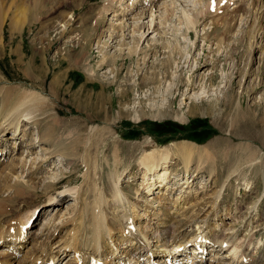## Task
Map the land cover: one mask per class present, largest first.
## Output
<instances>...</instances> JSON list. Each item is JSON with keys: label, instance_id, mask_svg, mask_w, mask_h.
Masks as SVG:
<instances>
[{"label": "rangeland", "instance_id": "374dc122", "mask_svg": "<svg viewBox=\"0 0 264 264\" xmlns=\"http://www.w3.org/2000/svg\"><path fill=\"white\" fill-rule=\"evenodd\" d=\"M259 1L264 2L223 0L221 10L218 8L216 13H212L210 4L213 0H4L6 9L12 3L13 9L22 6L30 10L25 19L29 22L20 31L13 32L10 26L15 13H8L5 23L0 18L3 37L0 87L4 86V81L7 86L15 85L25 90H29L33 84L41 87L48 104V115L37 125L29 123L24 127L25 123L22 122L23 126L18 132L13 133V129H8V133L5 131L8 148L0 154V169L14 161L19 179L12 178L11 182L17 180L26 186L21 187L23 193L19 196V203L15 199L8 200L13 196L9 192L0 194V204L9 206L10 202L14 209L6 214L0 205V220L4 221L5 226L15 224L20 217L21 221L28 220L24 225L23 243L19 241L7 249L5 244L2 245L3 239H0V259L9 257L12 264H32V257L51 250L57 254L52 264L80 263V257L72 247V219L78 205L76 194L71 189L76 191L84 184L85 167L78 157L62 151L74 137L82 141L91 127L102 129L107 126L110 129L106 128L100 133L102 142L99 141V145L91 151L98 158L91 178L99 187L104 184L105 197L113 201L108 182L112 167L102 159L104 156L110 158L114 145L118 146L124 163L118 169L119 185L130 202L138 206L140 219L134 223V227L148 234L153 251L170 255L169 264H264V170L259 165L264 161V33L260 34V29L256 39L250 40L249 37V32L252 33L257 24L256 20L252 26L257 13L253 6L258 5ZM131 2L134 4L131 5ZM110 5L113 7L109 8ZM205 6H209L211 11L200 19L199 11H203ZM237 7L240 9L230 21V33L223 38L222 44H217L214 37L221 35V22L230 20V14L233 15ZM105 8L109 10L105 11ZM241 8L245 11L242 12ZM140 11L145 13L140 23H144L146 28L144 37L138 42V49L144 52L131 55L128 49L135 47L136 38H139L138 33L132 32V19ZM183 12L190 17L198 14L199 21L190 29V35L183 22ZM101 13L105 19L101 18ZM150 21L151 26L147 30ZM123 23L125 28H122ZM260 23L264 30V19ZM82 31L86 36L81 37ZM185 32L189 35L188 41L193 44L182 40ZM156 40L159 47L149 49V45ZM176 40H180V46L185 47L182 53H179V49L173 50ZM219 44L221 46L218 48ZM191 45L193 47L188 56L186 50ZM103 56L106 63L100 66ZM110 57L115 59L111 63ZM192 58L202 59L208 64L194 77L191 76L194 89L184 96H181L184 88L179 93H170L169 90L175 88L179 79L186 82L190 77L188 67L196 65ZM216 59V68H212ZM166 60L169 67L162 78L159 68ZM239 70L250 73L244 78L239 75ZM153 72L157 75L158 83L135 87L143 79L150 78ZM206 75L212 77L211 82L206 81ZM54 80L57 90L52 94ZM256 84L260 86L253 89ZM123 90H127L128 96L120 102L118 93ZM228 91L234 95L235 101L241 98L244 114L247 110L252 114V118L246 115L233 127H230L227 116L228 108L223 105L224 97L230 96ZM100 94L106 98V102L110 100L104 103L107 110L111 107L107 116H94L93 110H87L83 105L78 108L79 103L84 104L86 99L95 101ZM171 99L173 103L169 106ZM190 102L197 105L192 116L179 120ZM120 109L125 113L119 115ZM137 114L138 120L134 119ZM54 117L59 121L57 135L52 141L43 142L41 138L49 133V123ZM196 120L199 122L195 123L197 126H206L203 131L208 136L200 142L189 139L191 123ZM157 124H163L162 129H169L172 133L159 134L155 129ZM245 128L246 133L256 136L255 140H245L240 135ZM108 131L111 133L108 134ZM181 141L208 149L212 146L216 151L213 153L215 158L204 164L198 163L196 157L191 159L187 175L193 182L187 188V185L178 184L177 181L186 176L184 163L174 159V154L169 152L173 154V164L169 168L171 180L165 183H168L169 191L165 196L157 193V190L149 195V179L138 163L141 154L146 150L164 152V148L171 151L172 144ZM226 143L230 147L248 144L251 151H257L258 158L250 167L243 166L228 182H224L226 175L240 156L232 150L230 153L233 154L226 161L222 159L219 150H227L223 147ZM10 149H14L12 154ZM80 150L81 147H78V152ZM211 169L214 170L212 174ZM221 186L224 187L221 189ZM219 191L220 195L214 201L216 216L208 217L204 227L197 229L198 225L191 222L194 219L201 221ZM183 196L187 199L184 214L180 217L171 207L176 198L182 199ZM113 207L110 206V211ZM241 215L244 219H241ZM108 217L111 219V215ZM161 222L164 225H160ZM205 226H208L205 233H201ZM112 227L116 235L121 233L118 223L115 222ZM156 230L160 233L158 238ZM193 230L199 239L196 244L189 241ZM207 231L211 233L204 238L202 235H207ZM182 234H186L188 241L175 247L173 238H180ZM221 240H224L223 243ZM112 244L106 245L118 252L127 249L125 254L106 252L97 260L105 264H123L129 259V242L117 247ZM83 251L79 253H88L87 257H93L89 250L84 248ZM122 254L125 258L121 257ZM137 257L139 255L134 259ZM145 259L144 256L140 257L136 264H147Z\"/></svg>", "mask_w": 264, "mask_h": 264}, {"label": "bare ground", "instance_id": "6f19581e", "mask_svg": "<svg viewBox=\"0 0 264 264\" xmlns=\"http://www.w3.org/2000/svg\"><path fill=\"white\" fill-rule=\"evenodd\" d=\"M72 1H74V0H72ZM117 1H119V0H117ZM222 3H223V0H213L212 4H210L212 13H216L218 8H220V6L222 5ZM133 4L134 3L131 2V5H133ZM162 4H164V3H162ZM255 6H253V10L257 11V13L254 16L252 26L255 24L256 20H257V24L255 25L254 30H252L253 28H251L252 33H250L249 30H247L249 32V34H251L250 36L247 35L250 37V40L257 37L260 29H262L260 34L264 33L263 26L260 23L262 21V19H264V2L261 3V1H259L258 5L256 4ZM112 7L110 5L109 8H112ZM130 7H132V6H130ZM239 7H237L235 9L233 15L230 14V16H229L230 20H223L221 22V25H222V28L220 27L221 28V31H220L221 35L218 34L217 36L214 37L217 44L221 43L223 41V38L227 37L226 35L228 34V32L230 33V30H231L230 21L232 19H234L235 13H237L238 9H240ZM205 8H206V6L204 7V9ZM209 8L210 7L208 6L206 8V10L203 9V11L202 10L199 11V14L201 15L200 19H201V17H203V15L205 16L207 13H210V12H208V11H211V10H209ZM243 9H244V7H243ZM29 10H30L29 8L22 7V6H18L15 9H13L12 3L6 9L5 5H4V0H0V18H1V21L4 20V23H5V19H7L6 15L8 13H11V12H12V14L15 13V15L12 16V18H13L12 23L10 24V26H12V28H13V30H12L13 32L20 31L25 26V24L27 25V23L29 21H26L25 19H26V15L29 12ZM107 10H109V9L105 8V11H107ZM220 10H221V8H220ZM105 11H104V13H105ZM244 11L245 10H243L242 12H244ZM150 12H151L150 17L152 18L153 17L152 8H151ZM101 15H102L101 18L105 19V15L102 13H101ZM144 15H145V13H143V11H140L133 16L134 17L132 19L133 23L131 25L132 32H133V34L138 33L139 38H136V44L137 45L135 47H130L128 49V54L139 55L140 52L141 53L144 52V50L138 49V42L144 37V29L146 28V25L144 23H140V20L142 19V17ZM183 15H185L184 16L185 20L183 22L186 26V31L188 32L190 29H193L195 24L199 21L198 20V14H195V16L190 17V16H188V14H184V12H183ZM0 24H2V22ZM123 24H124V26L122 28H125L126 25H125V23H123ZM149 24L150 25H147V30L150 29L151 21ZM232 29H234V28H232ZM187 32H185L186 36L183 35V37H182V40H184V42L188 41V36L191 34V30L188 33L189 35H187ZM214 32H212V34H214ZM81 34H82L81 37L86 36L85 31L84 32L82 31ZM158 42L159 41L156 40L155 43L149 45V49L156 50L159 47ZM190 42L191 41H188V44ZM191 43L193 44V42H191ZM242 43H243V41H242ZM168 44H171V42ZM221 44L217 45V47L221 46ZM252 44H254V42ZM2 45H3V37L0 33V49H1ZM180 45H181V41L176 40L175 46L173 47V50L179 49L178 50L179 53H182V50L185 51V47H181ZM252 46L250 48H252ZM192 47H193V45H191L190 48H189V46L187 47V48H189L188 49L189 51L186 50L188 56L191 54ZM105 59L106 58L103 56V59L101 60L100 66H102V65H104V63H106ZM113 60H115V59L111 58L109 63H111ZM194 61L196 64V65L194 64L195 68L193 66L188 67V68H190V69H188V73L190 74V77L186 80V82L180 81V79H179L175 88L173 90H169L170 93H173V94L179 93L180 90L182 88H184L185 89L184 93L181 95V96H184L188 92H190L191 90L194 89L195 83L191 79V76L194 77L196 75V73H198L197 71L201 70L202 67L208 65V64H206V61L203 62L202 59H198V58L195 59L194 58L193 62ZM216 61H217V59L215 61H213L212 68L213 67L216 68V66H215ZM167 66H168V60H166V62H162V64L160 65L159 71H161L162 78H164L166 76ZM176 68H178V67H176ZM249 73L250 72L248 70H247V72L246 71L240 72V70H239V75L241 74V77L243 76L244 78L246 76H248ZM150 75H151L150 78L143 79L140 83L135 85V87L139 88V87L144 86L146 84H154V83L159 82L155 72L151 73ZM210 75L213 76L212 74H210ZM210 75L209 76L206 75L207 76L206 81H208V82L212 81V77ZM203 79H204V76H203ZM5 83H6V81H4V86L0 87V154L1 155L3 153V150H5V148H8L6 146L7 138L5 136L6 135L5 131H7L8 129L9 130L13 129L12 132L14 133L18 129L20 130L21 126H23L22 122L25 123L24 127H26V125L29 123H33V124L37 125L42 120H45V118L48 115L47 114L48 113L47 108H46L48 106V104L46 103L47 101L45 100V97L43 96L44 89H42L41 87L38 88L35 84H33L30 86L29 90H27V89L25 90V89H22V88L15 86V85L7 86V84L5 85ZM237 83L239 84V82H237ZM258 86H260V84H256L252 88L254 89L255 87L257 88ZM55 90H57V84H56V81L54 80V83L52 84V87H51V93L54 94ZM229 93H230V96L224 97L223 105L228 108L227 116H229L230 127H233V125H235V123H238L240 121V119H242L246 115H249L251 117L252 114H250L248 112V110L245 111L246 113L244 114V111L242 108L241 98H238L235 101L234 95H231V92H229ZM118 94H119L118 97L120 99V102L122 100H125L128 96L127 90L126 91L123 90L122 92H120ZM105 100H106V98L102 97L100 94L98 96V99L95 101H90L89 99H86L85 102H83L84 104L79 103L78 108L81 107V105H83L82 107H85L87 110H90V111L93 110L92 115H94V116H99V115L107 116L110 112L111 107H109L108 110L105 108L104 103L107 104L110 102V100L108 102H106ZM139 103H142V101H140ZM172 103H173V100L171 99L168 103L169 106L172 105ZM196 106H197L196 103L190 102V106L186 107L187 110L184 112L183 116L181 115L182 117L179 118V120L185 116H188V115L192 116L193 110ZM157 111H159V110H157ZM80 112H81V109H80ZM124 113L125 112L122 109L119 110V115H122ZM134 119L138 120L139 115L138 114L135 115ZM90 120H92V119H90ZM51 122L52 123H49V127H48L49 133H47L46 135H43V137L41 138L42 139L41 141H43V142L52 141L57 135L56 129H58L57 123L59 121L57 119H55V117H54L51 119ZM248 126L252 127V124H249ZM106 128H108V127L106 126V127H103L102 129L91 127V129H89L88 135L85 138H83L82 141H81V139H76V137H74L72 139V141L70 142L69 146L64 151H62V153L70 152V155L78 157L80 159L81 163L85 167V171L83 174L84 184L82 185L81 188L78 187V189L76 191H75V189H71L72 191H74V194H76L75 195V201H77L76 203L78 205L74 211V215H73V219H72V224H73L72 230L74 229L73 230L74 234L72 237V247L75 250V254H77L78 257H80V263L79 264H105V263H101L97 260V258H99L100 255L102 256L106 252L115 253V254L118 252L117 249H115V248L112 249V248L108 247L106 244L113 243L112 246L117 247L118 244H122V243L124 244V242L125 243L129 242L128 246H130V251L127 252V256L129 259L127 261H125L123 264H136V260L142 256H144V258H146L145 260H146L147 264H169V262H167V261H168V259H169L168 257L170 255L168 256V254H166L165 252H163V255H162L160 253L153 251L152 245H150V242H149L150 237L148 236V234L144 233L142 230H138L136 227H134L135 226L134 223L140 219V216L137 212L138 206L136 204H132L130 202V199L126 196V194L123 192V189L120 188V185H119V183H120L119 182V176L120 175L118 173V169L122 165L123 160L120 157V151H119L118 146L114 145V147L111 151V154H110V158L104 156L102 159L105 163H107V165L109 167H112L111 170H109L111 173V176L109 175L108 182L112 188V190H111V196L112 197L111 198L113 199V201H111V200L108 201L107 197H105V195H104L105 194L104 184H102V186L99 187L95 184V181L91 178V171L96 169L97 159H98V158H96V155H95L96 153L94 155H92L91 151H92V148L99 145V143H100L99 141L102 142L103 138L100 135V133L102 131L106 130ZM108 129H110V128H108ZM246 130H247V128H245L244 132L242 134L240 133V135L245 137L244 138L245 140H246V138H248V139L251 138L252 140H255L256 136L255 135L251 136L252 134L250 135V133H246ZM8 131H7V133H8ZM38 131H39V129H38ZM110 133L111 132L108 131V134H110ZM78 145H82V146H78ZM78 147H81L80 152H78ZM171 147H172L171 151L168 148H164V149H166L164 152H160L158 150H153V151H147L146 150L143 154H141V156L139 158V161H138L139 166H142V168L146 172L145 176H147L149 179V183H148L149 195H153L154 193H156L158 191L157 193L160 192L161 193L160 195L165 196L167 194V192L169 191V189L167 187L168 183L167 184H165V183L168 182V180H169V182L171 180L170 177H171L172 173H171V170H169V168L173 164V163H171V159H172L173 154L175 156L174 159L177 158L178 160H180L184 163V169L186 172L185 178L177 179L178 184L187 185V188H188V185L193 182L192 180H190V177L187 175L189 172V166H190L191 159L196 157V159L198 160V163L204 164L206 161H208V160L211 161L215 158L213 155L215 149L212 146H209L211 149L210 148L208 149L207 147H203V146L191 143V142L181 141V142L172 144ZM223 147L227 148V150L225 149L224 151L223 150H219V151H221V156H222L221 158L224 159L225 161L228 159L229 155L233 154V153H230L232 150L235 152V154H238V156H240V158H238L233 163L231 168L229 169L228 174L226 175V180L224 182H228L233 177V175H235L239 172V170L243 166L250 167L252 165V162H254L255 160L258 159V158H256L257 151H251V148L248 144L247 145L240 144L236 147H232V146L230 147V145H228V143H226ZM13 152H14V149L11 150V154ZM169 152H171L173 154L170 155ZM259 165L263 166V170H264V161H262ZM16 168H17V163H15L14 161H10L9 163H7V165H5V167L2 170L0 169V194L4 193V192H9L13 196L11 198H8V200L15 199L14 201L18 202L19 196L21 197L22 196L21 193H23L21 190V187L26 186V185L20 181H17V180L14 181L13 183L11 182L12 178L19 179L18 171L16 170ZM211 170L212 171L210 173L211 174L214 173V170L213 169H211ZM263 182H264V171H263ZM222 185H224V184H222ZM51 186L54 187L55 185H49L48 187H51ZM222 187H224V186H221V189H222ZM26 189H29V188L26 187ZM155 190H157V191L153 193V191H155ZM220 192L221 191L216 192L214 199H213V203L211 204V207L208 208L207 211L204 213V216L201 219V221H197V219H194L191 222L192 224L194 223L195 225H198L197 229H200L202 226L204 227L208 217H210V216L215 217L216 216L215 215V208H214V201L219 197ZM181 197L176 198L173 201V206L171 207L172 209L175 208V214H177V216H180V217L184 214V205L186 204L185 202L187 199V197L185 198V196H183L182 199H181ZM0 205H2V207H3L2 210L6 211V214H10V212H12L14 210L13 206H10V202H9L10 208L5 203L0 204ZM111 205H113L114 207H113V210L110 211ZM109 215H111V219H110V217H108ZM21 218L22 217L18 218L17 222H15V224L8 225V226H5L3 223L4 221L0 220V239H3L2 245L5 244V246H7V249L12 247L9 245H15L19 241H21V243H23L25 240L24 239V236H25L24 235V227H25L24 225L28 219L27 220L25 219L26 221H24L22 219V221H21L20 220ZM241 219H244V216L241 215ZM115 222L118 223L120 225V228H121V233L120 234L118 233L119 235H116V233L113 230L114 227H112V225ZM162 223L163 222H161L159 224L164 225ZM184 223L186 224V222H181V224H184ZM157 227L158 226L156 225V228ZM207 227L205 226V228L203 230H201V233L206 231ZM194 231L195 230H193V232L190 234L189 241H193V243L196 244L199 241V239L197 237V234ZM75 232L78 234H76ZM156 232L158 234L157 235V238H158L160 233H158V230H156ZM207 232H209V233H207ZM207 232H206L207 235L206 234L202 235L204 238H208V234L211 233V231H207ZM79 233L81 234V237H79ZM185 235L186 234H182V236L180 238L179 237L173 238V243H175V245H176L175 247H179L188 241L187 238L185 237ZM223 241L224 240H221L220 242L223 243ZM225 242H227V241H225ZM138 243H140L141 245L140 244L138 245ZM200 246H201V244H200ZM84 248L89 250L90 254H92L93 257H91V258L87 257L88 253L83 254ZM118 250H120V249H118ZM126 250L127 249L121 250V252H118V253H124L125 254ZM79 251H83V252L79 253ZM194 252H195V250H194ZM233 254H235V252ZM137 255H139V257L134 259V256H137ZM121 257H123V254L121 255ZM163 257H167V258L163 259ZM56 258H57V254H55V253L53 254L52 251L50 250V251L41 252L38 256H36L34 258L32 257V259L30 260V263H32V264H52ZM123 258H125V256ZM133 259H134V261H131ZM0 264H12V262L9 259V257H4L3 259H0Z\"/></svg>", "mask_w": 264, "mask_h": 264}, {"label": "trees", "instance_id": "16d2710c", "mask_svg": "<svg viewBox=\"0 0 264 264\" xmlns=\"http://www.w3.org/2000/svg\"><path fill=\"white\" fill-rule=\"evenodd\" d=\"M195 123H199L198 120L193 121L191 123V126H190L191 133L189 134V139L193 141H198V142L203 141L204 139H207L208 136L204 135L206 132L203 131L206 126H203L202 124L197 126ZM162 125L163 124H157L155 128L159 134L165 135V134L172 133V131L169 129H162L163 127Z\"/></svg>", "mask_w": 264, "mask_h": 264}]
</instances>
